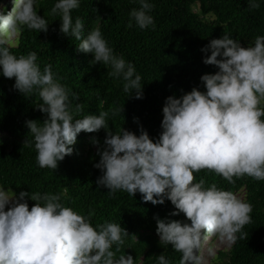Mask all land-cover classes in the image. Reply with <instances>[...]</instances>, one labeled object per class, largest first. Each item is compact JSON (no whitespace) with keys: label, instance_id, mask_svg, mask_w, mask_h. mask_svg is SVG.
<instances>
[{"label":"clouds","instance_id":"clouds-1","mask_svg":"<svg viewBox=\"0 0 264 264\" xmlns=\"http://www.w3.org/2000/svg\"><path fill=\"white\" fill-rule=\"evenodd\" d=\"M137 2L140 7L129 12L127 27L154 30V4ZM37 3L13 0L10 12L0 11V76L14 78L15 90L25 96L36 92L42 100L37 108L47 119L26 121L32 136L27 144L34 145L38 166L56 170L72 154L81 131L104 129L106 138L94 164L102 172L97 185L109 195L125 192L133 197L139 192L153 205L169 200L176 209L170 215L182 213L190 223L157 217L156 233L160 245L181 254L179 264H205L201 252L209 236L229 244L246 238L242 229L251 223L252 205L215 183L195 182L194 173L207 170L229 184L245 176L264 181V36L242 47L225 34L201 49L211 52L203 63L219 71L201 76L206 91L193 88L180 98H166L162 132L153 142L143 128L139 136L122 128L109 130L110 113L115 116L123 108L74 118L82 106L73 108L69 90L55 77L52 65L41 71L35 51L20 56L10 52V38L23 28L48 30L46 19L37 14ZM79 7L80 0H56L51 14L60 16L61 33L79 41L78 51L92 54L91 64L109 66L108 75L122 80L128 97L135 93L142 99V77L134 64L114 53L98 27L85 35L83 20L77 17L73 23L72 10ZM248 7L259 9L260 3L248 0ZM91 143L99 145L95 137ZM27 199L36 202L31 209ZM61 199L60 194L40 192L21 191L17 196L12 189L0 188V264H135L131 255L116 256L129 236L120 223L105 221L94 227L93 210L83 216ZM209 255H214L211 249ZM157 264L172 262L161 254Z\"/></svg>","mask_w":264,"mask_h":264},{"label":"trees","instance_id":"trees-1","mask_svg":"<svg viewBox=\"0 0 264 264\" xmlns=\"http://www.w3.org/2000/svg\"><path fill=\"white\" fill-rule=\"evenodd\" d=\"M5 1L0 0V5ZM149 2L155 6L150 13L154 30L127 27L129 12L140 7L137 0H80V7L71 13L73 23L77 17L83 20L85 35L98 27L114 53L134 64L142 77V99H136L135 93L128 97L122 80L108 75L109 66L91 64L92 54L78 51L79 41L61 33L60 16L51 14L56 0H38L35 5L37 14L48 22L46 32L25 27L7 46L16 56L35 51L41 71L52 65L55 77L69 90L73 108L76 104L82 106L74 118L123 108L115 116L110 113L109 130L116 133L122 128L139 136L143 128L155 142L162 132L166 98H180L193 88L206 91L201 76L219 71L203 63L211 52L201 49L225 34L239 40L242 47H251L257 36H264V0H257L259 9L249 8L248 0ZM12 4L4 8L5 14L12 10ZM14 83V78L0 76V134L6 135L0 138V188L12 189L17 196L21 191L60 194L65 206L83 216L93 210L94 227L105 221L120 223L129 236L116 253L117 258L131 255L135 264H157V257L165 254L172 264H179L181 254L171 246L160 245L156 233L157 217L190 223L182 213L170 215L176 209L169 200L153 205L144 202L139 192L133 197L125 192L109 195L108 189L97 185L102 172L94 164L100 159L98 148L102 149L106 138L104 129L96 133L81 131L71 146L72 154L60 161L56 170L38 166L34 145L27 144L32 136L26 121L43 123L47 114L37 108L42 104L38 93L25 96L13 88ZM93 137L99 141L98 146L91 143ZM194 176L195 182L204 179L205 186L215 183L234 194L243 191V201L252 205L251 223L242 229L246 238H238L231 247L219 250L210 264H264V181L245 176L229 184L207 170ZM27 203L31 209L36 202L27 199Z\"/></svg>","mask_w":264,"mask_h":264},{"label":"rangeland","instance_id":"rangeland-1","mask_svg":"<svg viewBox=\"0 0 264 264\" xmlns=\"http://www.w3.org/2000/svg\"><path fill=\"white\" fill-rule=\"evenodd\" d=\"M11 3H13V0H6L5 2H3L0 5V11H4V8L7 6H11ZM13 4H12V8H13ZM17 34H15L14 36H12L10 38V40L14 41L16 38ZM6 135L0 134V138H5ZM239 199L243 200L244 199V192H238L237 194H235ZM6 211L8 210V206H6ZM232 244H229L227 241H221L219 239V237L217 236H209L205 241H204V245L202 248V252L201 254L204 256L205 258V264H210V261L212 259L213 256H215L217 254V252L221 249L224 248H229L231 247ZM212 250V252L214 253V255H209V250Z\"/></svg>","mask_w":264,"mask_h":264}]
</instances>
